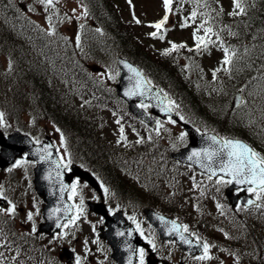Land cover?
I'll use <instances>...</instances> for the list:
<instances>
[{
    "label": "trees",
    "instance_id": "obj_1",
    "mask_svg": "<svg viewBox=\"0 0 264 264\" xmlns=\"http://www.w3.org/2000/svg\"><path fill=\"white\" fill-rule=\"evenodd\" d=\"M181 2L189 3V6L193 7L192 12H197V17L200 16L199 25L203 23L205 28H212V34L206 37L207 46H202L204 51L201 52L211 54L213 51L222 50L225 53L227 50V56L231 59L230 64H219L215 70L207 73L203 70V61L197 52H187L179 61L176 60L179 59L176 55L172 59L157 55L146 49L121 22L114 0H85L90 17L102 31L98 38L99 45L96 44L102 51L120 53L138 64L154 84L174 95L178 109L182 115L192 117L189 121L194 125L213 129L223 137L243 139L264 154V142L258 136L261 132H256L257 128L253 125L252 129H249L250 121L264 123V0H241L244 11L238 14L226 9V3L232 4L233 0H181ZM19 15H22L20 9H14L10 0H0V48L7 49L11 44V55L17 47L16 55L23 57L26 50L13 39L14 36L8 32L10 27L5 22L10 20V24H15ZM205 20L207 23H204ZM24 29L38 31L31 25ZM34 36L38 39L36 50L41 53L46 60L45 63L52 70L71 69L68 77L87 82V78L80 73L77 65L72 63L74 60H70V56L62 58L61 50L57 46L51 47L45 41L40 42L39 40L44 37H41L39 32ZM21 62L25 64L24 61ZM182 62L185 63L183 68L180 65ZM28 63L29 74L23 81L27 79L26 82L32 85L27 86L23 82L24 89H30L42 111L57 120L59 126H71L73 138L76 136L84 138V141L90 140L85 148L94 155L92 160L96 161L97 143L96 147H93L94 131L88 122L86 120L84 122L77 115L67 114L63 106L66 99L60 95L56 80L54 79L53 83L45 81L44 75L41 77L42 73L38 69H33L31 62ZM87 87L94 89L90 85ZM238 89H243L247 103L241 110L232 113L229 105L234 92ZM97 93H102L99 96L101 99L103 92L97 90ZM251 98H257L258 102H254L257 104L256 107L250 105ZM246 108L253 112L258 110L257 116H245L244 111L249 114ZM237 223L249 234L246 240L264 255V218L254 212ZM11 234L14 236L12 243L17 242V238L22 236H16L12 232Z\"/></svg>",
    "mask_w": 264,
    "mask_h": 264
},
{
    "label": "rangeland",
    "instance_id": "obj_2",
    "mask_svg": "<svg viewBox=\"0 0 264 264\" xmlns=\"http://www.w3.org/2000/svg\"><path fill=\"white\" fill-rule=\"evenodd\" d=\"M16 3L19 5H22L24 7V10L27 12V15L29 18H31L39 27L42 29L47 30L52 36L53 44L57 46V48L62 49L64 51V55L70 54L73 59H76L78 62L82 61L79 57L80 53H83L82 51V44L80 43V29L83 27V25L86 22V7L83 5L82 1H76V0H58V3L54 2L53 6L46 7L43 4H40L38 1H30V0H15ZM119 10L121 19L127 24L130 25V32L134 30L136 36L138 37V40L144 45L147 46L149 49L155 51L156 53H160L164 47L167 45L169 47H172L173 44L179 45H186L187 44H193L196 43L194 38V32L191 30V28H188L187 26L182 25V21L185 19L177 18V10L174 7V4H172L173 11L168 14L169 18L167 23L163 26L160 33L158 34L157 38H153L151 36V33L155 32L156 29L149 27L151 24H155L159 22L165 15V10L163 6V0H116L115 4ZM227 5H229V2H227ZM231 9V7L229 6ZM29 9H32L29 11ZM87 13V12H86ZM139 20L140 23H136V21ZM91 35H96V37H92L93 43H98V38L100 34H96L98 30L89 29ZM163 36V39H160L159 36ZM58 41V42H57ZM117 55V53H103L96 55L97 57H101L102 59H96L97 57L93 58V56H87L86 62L88 65L89 71L92 73V78L96 80V83L99 82L102 88H108L111 87V84L115 79L117 78L118 71L112 62V58ZM38 56L37 54H34V57ZM28 57V55H27ZM200 58L204 62V70L209 71L211 67L214 66V63L220 62V60L225 58V55L222 52L219 51H213V54L207 55L205 53L200 52ZM38 60V59H36ZM39 61V60H38ZM99 62L101 66H98L96 63ZM77 62V63H78ZM9 63L8 59H5L4 64ZM73 63V62H72ZM82 66H84V63H81ZM44 67V65H43ZM13 70V73L16 75V68L15 66L12 67L11 71ZM9 72V70H7ZM22 74L20 69H18L17 74ZM15 75H11V73H6L5 70L1 67L0 68V88L2 89H9L14 88L16 78ZM57 85L58 87H61L63 89V95L67 99L70 94L73 96H78L81 91V87L72 83L73 87H69L67 80L65 79H57ZM251 90V89H250ZM70 92V94L67 93ZM11 98V95L7 92L6 95L0 98V102L4 103L2 100L7 101V104L9 106H13L11 103H9ZM29 97H27L28 99ZM2 99V100H1ZM26 101V100H25ZM85 101V100H84ZM257 98H251L250 105L253 104L254 107L255 104L258 102ZM254 102H256L254 104ZM83 103V102H82ZM113 103L120 107V103L113 100ZM77 105H83L80 104V102H77ZM87 105V104H86ZM85 105V106H86ZM103 107V106H102ZM249 108V107H248ZM248 108H246L248 110ZM23 121H30V125L32 124L33 129V135L37 138H40L39 136L41 133L43 135L46 133H52V131L55 133L56 138L59 136L57 131L54 129L52 130V126H48L45 122L39 121L40 115L39 112L36 110V107H30L28 104L23 106ZM97 109V112H96ZM65 111H70L67 109H64ZM102 111L100 108V105L97 106L93 110V115L96 116V114L99 113V111ZM108 110V108H106ZM72 111V110H71ZM245 112V111H244ZM243 112V113H244ZM252 113L253 111L250 109L248 111ZM20 113L19 111L10 112L7 115V120L4 118V114L2 111H0V114H3V119L0 120V130H3L1 127L4 128V130H15V114ZM39 115V116H38ZM87 118H90V116H86ZM261 121V120H260ZM241 124L243 123V120L240 121ZM239 122V124H240ZM29 125V128H30ZM252 122L249 126H251L249 129H252ZM40 126L48 127L47 130L42 131V128H39ZM254 126V125H253ZM97 127V135H104L106 138H109L111 141L118 143L121 140V132L120 129L123 126L117 122V119L115 116H112L110 111H105L100 113L99 118L96 122ZM28 128V129H29ZM162 131H165L168 133L169 139H165L160 135H157L156 138L162 139L163 144L168 147H172L171 149L177 150L180 147H183L187 144V140L183 141L181 139V133L180 129L173 124L172 122H166L161 124ZM51 131H48V130ZM123 137L126 138L127 135L130 134V129L123 128ZM258 131V130H257ZM261 131V130H260ZM159 134V133H158ZM102 137V136H101ZM263 140V137L261 138ZM56 141V140H55ZM56 141L60 155L62 157V160L65 162L72 161L74 155L76 154V158L78 159L80 157V161H82V157L80 152L70 149L68 151V147L65 146L64 148L60 146L59 142ZM264 142V140L262 141ZM68 159V161H67ZM21 167L18 170L20 174V181L16 182L14 185L6 186V193L8 196H10L11 199L20 202L19 206L23 208V212H19V209L15 208V212L17 214V222L23 223L25 226H32L35 224L41 223V212L40 208H38L37 203L41 207V200L35 196V193L33 194L31 190H29L31 187L26 179L22 178V174L28 177L30 168L26 163H21ZM27 169H25V166ZM160 176H157L155 174H152V171L150 172V176L148 177V188L149 190L156 191L159 193V196L161 199H164L165 195L174 196L176 195V198L174 200V203L176 204V207L174 210L177 209V207L182 206L180 204V200L178 198L179 191H183L188 188V177L187 173H181L179 175H174L172 178H166L164 177L165 181L168 183L169 188L166 192L162 191L160 189L159 185L161 182ZM139 187V186H138ZM140 188V187H139ZM138 188V190H139ZM109 193V192H108ZM111 196L112 194L109 193ZM224 196V194L222 195ZM70 200L75 203L76 205V211L74 215V220L66 226L64 233L56 239V241L52 242V249L54 251L61 253L62 247L65 245H72L75 247L80 248L79 251V259L86 260L83 264H90L88 262V257L91 254H96V249H100L96 245V228L99 226L100 220L96 218L95 215H92L87 210L86 202L87 200L94 199V194L92 195L86 188L84 187H77L75 192H72L70 194ZM256 197V194H255ZM258 200L264 201V192L257 195ZM135 198H132L134 200ZM81 200H83V203L81 204ZM224 200V198H223ZM35 201V202H34ZM31 202V205L29 204ZM225 204L226 201L224 200ZM117 204V203H115ZM134 204H137L134 202ZM264 202L261 204L263 206ZM227 206V204H226ZM113 206L110 205V209H112ZM159 209H165V205H160ZM210 209V207H209ZM261 214H264V207L260 208ZM4 216L7 215V211H2ZM32 214V219H28V214ZM177 214V213H174ZM170 215V214H169ZM185 215V214H184ZM130 216L134 219L139 216L138 213L136 214H130ZM171 216V215H170ZM4 220L3 216H0V221ZM37 224V225H38ZM232 225L229 228V239L233 240L237 244H240L243 242L242 237L246 236L248 237L249 234H247L241 227H233ZM24 227V226H23ZM194 227V226H193ZM195 228V227H194ZM28 231V228L26 229ZM234 229V231H233ZM149 232V230H148ZM44 241V239H41L38 237L37 242ZM233 242V243H234ZM2 245V249L4 248L2 242H0ZM218 251L219 258L221 260H218L216 262H213L212 264H221V261L224 262L222 264H252L253 260L256 259H248L249 253L241 249V253L238 251L239 248L237 247H229L227 245V242L220 244H217L216 247ZM14 249L9 248L4 256H0V264H14L13 262V255H14ZM241 254L244 255V257H241ZM96 256H94L95 258ZM39 258V257H38ZM38 261V259H37ZM32 264H35V262H32ZM96 264V263H94Z\"/></svg>",
    "mask_w": 264,
    "mask_h": 264
},
{
    "label": "water",
    "instance_id": "obj_3",
    "mask_svg": "<svg viewBox=\"0 0 264 264\" xmlns=\"http://www.w3.org/2000/svg\"><path fill=\"white\" fill-rule=\"evenodd\" d=\"M117 62L120 68V75L116 87V93L128 102V108L132 113L138 116L141 120L151 124L150 117L147 116L142 109L136 106L137 103L145 104L149 102L152 105L153 114L163 117L166 115H170L175 120L179 121L178 117L170 112L165 105V102H169L170 98L167 95L163 94L161 90L152 86L143 72H141L136 66H134L127 60L118 58ZM137 73H139V75H137ZM137 84H139V88H137ZM243 103V92L238 91L234 95V99L231 103V109L236 110L240 106H242ZM181 124L190 135L191 144L189 148L175 155V158L179 159L180 161L190 163L200 169L202 172L212 175L213 177L223 176L225 178H229L232 183L229 189L226 191V195L228 196L229 202L233 206H235L237 203V197L231 194L233 189H237L240 187H243L244 189L250 187L256 189L261 188L258 186V184H250L247 182L237 183L236 179L227 174L225 171L221 170L222 166L227 165L229 162L228 152L230 151V149L224 147L225 141H238L254 151L246 142L237 139L221 140L216 135H203L198 133L191 126L182 122ZM25 139L29 140L28 137L22 136L21 134L16 132L8 138V143L2 142V144L5 150L11 149V153H19L23 150H26L30 158L36 160V162L38 163V168L36 169L35 186L38 194L40 196H43L45 201V206L43 209V218L45 223L40 226V231L50 233V235L53 236L56 232L60 231L64 222L69 221L73 215L74 209L67 199V194L70 189V183L72 182L73 176L65 174V170L60 165L55 148L51 143L46 145L44 144L43 146H41V148H38L31 143L28 144V140ZM49 145L51 146L49 149L51 152V156L42 159V157L47 156L43 149ZM38 149L40 150L39 154H37ZM193 152H198L201 155L193 157ZM205 153H216V155L212 156L210 160L208 156L205 155ZM189 157L192 158L189 159ZM257 159L264 160L258 153ZM57 164H59V167H57ZM71 172L73 173V175L78 174L86 177L89 181H91L92 185L96 187V184L92 179H90L91 177L89 175L87 176L84 173L79 174L75 168H73ZM243 193L244 191L241 194L242 204L246 206L256 204V201L252 200L251 197ZM0 204L5 206L6 202H2ZM89 206L91 211L106 216L104 211L96 209V205L89 204ZM106 219L108 230L104 233L103 237L110 244H114L119 247L123 245V242L118 233L121 230H124L128 234L130 239V243L127 244L129 253L123 259H118L119 264H134L137 246L141 245L142 243L137 240L135 231L133 230L132 226L126 223L122 214H116L115 216H112V219H109L106 216ZM148 220L164 236H168L170 232L171 234L174 233L168 225V223H173V221L155 213H148ZM177 228L180 229L178 225ZM65 253L68 254L67 251Z\"/></svg>",
    "mask_w": 264,
    "mask_h": 264
},
{
    "label": "snow or ice",
    "instance_id": "obj_4",
    "mask_svg": "<svg viewBox=\"0 0 264 264\" xmlns=\"http://www.w3.org/2000/svg\"><path fill=\"white\" fill-rule=\"evenodd\" d=\"M38 2L40 4L45 5L46 7H50L54 5V2L58 3V0H38ZM172 4H173V0H163V6H164V10H165V15L164 17L157 23L155 24H151L149 25V27L156 29L155 32L151 33V36L153 38H157L158 34L160 33L161 29L163 28V26L167 23L168 21V14L171 13L173 11L172 8ZM233 4L235 9H237L239 11V13H242L244 11V9L241 7V0H233ZM32 9H29V11H31ZM86 14V11H85ZM233 14H237V13H233ZM197 18V12L193 11L191 13V16L189 17V19L195 21ZM136 23H140L139 20L136 21ZM204 23H207V20L204 21ZM183 26H187V24L185 23V25ZM199 29H203L205 32V36H196L194 33V38L197 42V48H200L201 46H207V41H206V36L208 34H212V28L211 27H204V24L202 23L199 26ZM198 29V30H199ZM50 35L53 33H49ZM160 39H163V36H159ZM179 47H185V45H172V49L176 50ZM226 53V58L223 61V63L225 65H228L231 63V59L227 56V50H225ZM169 53L166 51L164 53V55H168ZM131 70V69H130ZM134 71V70H132ZM137 75H139V73H137ZM137 88H139V84H137ZM130 94H135V93H130ZM142 94V93H141ZM146 107V106H145ZM169 111H171V109H168ZM3 119V114H0V120ZM123 128L121 127L120 132H121V136L123 138ZM181 139H183V135L181 136ZM50 145L46 146L43 151L47 154L46 157H42V159L44 158H48L51 156V152H50ZM224 147L230 149V151L228 152V157H229V162L227 165L222 166V171H225L227 174L231 175L234 179H236L237 183H250V184H258L259 187H261L262 190H264V160H259L257 159V153H255L254 151H252L250 148H248L246 145L241 144L240 142H232V141H225L224 143ZM40 150H37V154H39ZM201 154L198 152H193L192 156H200ZM205 155L208 156V158L211 160L212 156L216 155V153H205ZM192 157H189V159H191ZM21 163H24V161H18L16 166H19ZM57 167H59V164H57ZM65 167H67V165H65ZM59 174V173H58ZM228 183H231L232 181H227ZM75 185H73V192H75ZM105 192H107V189H105ZM3 196V193L0 192V197ZM71 198V197H70ZM10 203V202H9ZM83 203V200H81V204ZM5 211V209L0 208V212ZM9 212V214H14L15 212V205H12V207L10 209L7 210ZM28 219L31 220L32 219V214L29 213L28 214ZM59 227V225H58ZM139 227V226H137ZM33 231H35V228H33ZM172 231H179V229L177 228V226L175 225V223L173 222V226H172ZM188 229L185 226L184 227V232H187ZM171 234V232L169 233ZM180 239L181 241L185 240V237L181 234L180 235ZM149 243H152L151 241H149ZM153 247H155V245H153ZM203 251H204V255L202 256H198L195 257L196 259L199 260H205V259H211L210 256H208V251H209V245L207 243L203 244ZM143 256H144V251L143 249L140 250V264H144L143 261ZM77 264H79V258H77Z\"/></svg>",
    "mask_w": 264,
    "mask_h": 264
},
{
    "label": "flooded vegetation",
    "instance_id": "obj_5",
    "mask_svg": "<svg viewBox=\"0 0 264 264\" xmlns=\"http://www.w3.org/2000/svg\"><path fill=\"white\" fill-rule=\"evenodd\" d=\"M21 161V160H20ZM115 161H96V170L99 174H96L97 177L102 176V177H106L105 181H107V179H109L111 177V184L110 185H106V188L108 190L109 193L113 194V195H117V196H122L123 199L127 198L128 200H132V198H135L134 201H136V203H143V201L145 203H147L146 205H139V206H130L127 208V211H135V210H140V212H142V210L150 207V208H154V206L152 207V205H150V201L149 200V196L153 197H159V193H147V190L141 191V192H137L139 193L140 197L142 198L141 201L139 202L138 198L134 197V195L129 194L130 192H128L130 190V187L127 185L125 186L122 182L120 183V181H118V177L116 174H113V169L111 168L112 163H114ZM187 167V166H186ZM20 169V167H16V169L14 168V174L13 175V181H16L17 179H20V174L18 172V170ZM178 169H184L181 167H178ZM9 170V169H8ZM8 170H3L1 171L0 169V192H2L1 188L3 186V175L6 173L5 171ZM138 172V171H137ZM5 177V176H4ZM109 177V178H108ZM225 181L223 179H217V181ZM110 182V181H109ZM122 188H124L125 190H123ZM127 190V191H126ZM3 193V192H2ZM100 195L97 194L96 192V199H100L99 197ZM4 197V196H2ZM105 199L108 202L107 197H105ZM148 199V200H147ZM9 203V207L6 208V211L8 209H10L11 205H13L14 203L17 202H13L11 204V201L8 200ZM157 202L159 203H163L164 199L161 198H157ZM119 209H116L115 211H118ZM23 212V209L20 207L19 208V212ZM126 210L124 211V213H128ZM18 218V217H17ZM14 219V217H13ZM5 225V222H0V229L1 231L3 230ZM19 226L20 223H18L17 221L13 223V227L16 229V231L19 230ZM147 227L144 229L146 230L145 235L146 237L142 234L143 238L148 242V246L145 248H140L138 251L139 254V263L140 264V250L143 249L144 251V256H143V261L144 264H211V260H199L196 259L195 257L200 256L198 253V249L197 247L193 248V255L190 256L189 254L181 251L173 242H161L159 241L156 236L153 235L151 228L146 225ZM149 227V228H148ZM137 228V226H136ZM149 230V232H148ZM143 233V232H142ZM3 234V231H2ZM210 235L214 236V232H208V233H203L201 235H199L201 238V240H203L205 243H209L208 240L206 239V237H210ZM198 239V238H196ZM4 240V239H2ZM8 240H10L8 238ZM98 241V240H97ZM149 241H151L152 243H149ZM96 245L100 248V249H96V264H116L114 262V260H112L111 258V253L112 251H110V249L108 248L109 254L108 253H100L101 251V245L97 244ZM153 245H155V247H153ZM209 245V244H208ZM80 251V249H78V252ZM150 254H153L152 258L149 260L148 257L150 256ZM210 247H209V251H208V256H210ZM91 261H93L92 258H90ZM63 262V261H62Z\"/></svg>",
    "mask_w": 264,
    "mask_h": 264
}]
</instances>
